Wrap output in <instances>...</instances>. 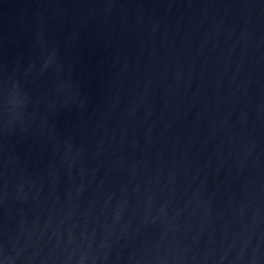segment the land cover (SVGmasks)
Here are the masks:
<instances>
[{"label":"water","instance_id":"95a60500","mask_svg":"<svg viewBox=\"0 0 264 264\" xmlns=\"http://www.w3.org/2000/svg\"><path fill=\"white\" fill-rule=\"evenodd\" d=\"M0 264H264V0H0Z\"/></svg>","mask_w":264,"mask_h":264}]
</instances>
